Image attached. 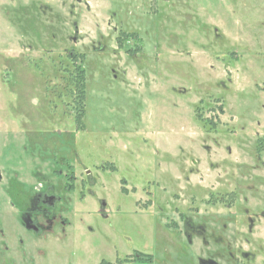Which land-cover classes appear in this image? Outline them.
I'll return each mask as SVG.
<instances>
[{"label":"rangeland","instance_id":"374dc122","mask_svg":"<svg viewBox=\"0 0 264 264\" xmlns=\"http://www.w3.org/2000/svg\"><path fill=\"white\" fill-rule=\"evenodd\" d=\"M148 1L0 0V205L4 237L29 240L20 249L0 243V264H109L132 248L158 263L198 264L196 253L209 248L198 240L176 255L161 214L139 206L144 189H178L184 206L197 189L201 210L207 206L214 212L208 218L228 223L233 242L247 231L244 207L250 214L264 209V0H168L164 10L160 0L151 8ZM99 42L108 48L101 54L92 50ZM83 56L86 125L71 132L81 139L68 157L78 178L95 163L106 172L95 195L72 194L68 238L60 227L33 238L4 190L56 179L64 150L38 119L51 101L67 104L74 121L75 87L65 67L73 70ZM123 179L128 196L117 192ZM216 194H227L230 211ZM100 198L109 218L100 215ZM257 223L254 232L264 235V219ZM162 234L168 239L159 251Z\"/></svg>","mask_w":264,"mask_h":264},{"label":"flooded vegetation","instance_id":"af4514ba","mask_svg":"<svg viewBox=\"0 0 264 264\" xmlns=\"http://www.w3.org/2000/svg\"><path fill=\"white\" fill-rule=\"evenodd\" d=\"M77 1L81 2V0ZM152 1L153 0H149L147 2L150 5V8L152 5L157 6L158 4L156 2L157 0ZM160 1L162 7L159 10L166 9L168 0ZM40 5L41 7L43 6L42 3H40ZM144 5H146V3H144ZM33 8L32 11H35L36 8ZM43 8L48 10L51 9L47 7V5L43 6ZM105 47L108 49L105 43L99 42V46L92 45V50L95 53L101 54L103 49L104 51L106 50ZM128 53L137 56V53H135L134 50H128ZM77 55L78 54L73 51L67 54L68 58H72L73 60L78 58ZM84 60H86L85 56L81 58V63L79 65L74 66L73 70L71 69L70 64H67L65 67V71H68L70 74L69 83L75 87V90L72 92L73 94H76L75 99L77 102L73 104L75 111L73 114L74 121L77 123L75 129L72 128L74 121L71 122V120L67 118V104L62 105L60 103L49 101L46 104V108L43 109V118L41 120L38 119L39 126H41L42 123H46L47 126L50 127L48 129V132L51 133L50 137L52 138L50 142L55 139L56 143L59 144L58 148L62 146L64 150V153L61 152V160H57L56 158V162L63 166L53 168V173L55 174L54 178L56 179L54 182H51L45 178V184H39L37 187L25 191L21 188H16L10 195L8 194V189L4 190L11 207L15 209L17 216L15 214L14 216L20 218L21 225L27 232L34 234L33 238L42 234H51L57 227H60L61 231L65 232V234L67 233L68 238L69 228L71 227L72 222L69 220L67 213L70 211L68 204L71 202L72 194L79 192L84 199L85 194L83 190L85 189L90 193V196L95 195L93 187L100 183L103 178L102 174L106 172L104 164L95 163L92 167L80 168L79 174L81 178H78L75 175L76 168L72 166L68 157V154L71 151V143H77L80 138L79 136L76 141V136L71 132L83 130L86 125L87 105L84 103L87 96V68L82 65ZM81 76L82 79H80V82L83 83L85 88L79 93L77 83ZM59 109L62 111L61 113L57 112ZM71 171L74 173L73 176ZM1 180L4 179H2L0 172V182ZM196 185L199 186L198 183ZM203 187L207 186L204 185ZM176 190L178 189H167L164 187L162 190H159L158 193L152 194L144 189L146 200H143L142 204L139 205L142 208L144 207L143 209L155 218L158 217L157 215L161 214L164 219L163 228L169 229V236L176 238L174 244L169 243L170 246L177 251L176 255H179L180 252L183 255L184 245H186L188 249H195L194 246L199 240L201 244L209 248V253L205 256L196 253L198 264H264V257L262 256L264 245L260 240L264 238V235L259 231L254 232V229L258 228L260 224L257 222L264 219V209H261L257 213L250 214L249 211L251 210L249 207H244V212L247 214L248 221L247 231L242 232L245 233V235H242L238 241L233 242L231 240V234L227 231L228 223L223 222L221 225L215 217H213L214 219L212 217L208 218L207 213L214 214V212L208 211L207 206L201 210L199 204L196 202V195L198 194L197 189H195L196 193L192 194L193 198L191 199L190 204H186V206L181 202L183 200L180 198L181 196ZM168 191H173L171 199H166V197H168L166 194ZM117 192L120 196L129 195L131 189L127 179H123L121 187ZM163 196V201H160V197ZM216 196V200L218 202H224L225 208L230 211L232 204L227 197V194H216ZM215 201L212 204H215ZM99 203L100 215L103 218H109L108 212L110 207L107 199L100 198ZM205 203L209 204L211 202L206 201ZM61 204H64V208ZM63 213L66 215H63ZM16 217L14 219L18 221ZM24 220H26L28 225H32L33 227L29 228ZM5 228V218L3 217V211L0 205V243H2L6 249H10V245H16L17 249L27 245L29 240H26L21 235H16L15 241L13 242L10 237H4V234L6 235ZM252 236L259 239L257 244L255 243V240L251 239ZM160 237L161 240L159 236L158 238L156 237L158 240L156 248L159 251H162L163 244L165 243L162 241L163 239L166 241L167 235L163 236L162 234ZM171 252L174 251L172 250ZM192 254L194 255L195 253ZM138 260L152 264H170V261L169 263L163 261L158 263L153 254L142 252L140 249L136 248H132L124 255L118 252L116 261L107 262L109 264H130ZM176 263L178 264V262Z\"/></svg>","mask_w":264,"mask_h":264},{"label":"water","instance_id":"95a60500","mask_svg":"<svg viewBox=\"0 0 264 264\" xmlns=\"http://www.w3.org/2000/svg\"><path fill=\"white\" fill-rule=\"evenodd\" d=\"M78 34H79V28H78V26H77V23H74V35L72 36V39H73L74 41L77 40ZM24 221H25V223L27 224V226H28L29 228H32V227H33L32 225H28V223L26 222V220H24Z\"/></svg>","mask_w":264,"mask_h":264},{"label":"trees","instance_id":"16d2710c","mask_svg":"<svg viewBox=\"0 0 264 264\" xmlns=\"http://www.w3.org/2000/svg\"><path fill=\"white\" fill-rule=\"evenodd\" d=\"M120 41H122V40L120 39ZM80 79H82V76L79 78L78 83H77V86L79 88V91H78L79 93L82 91V89L85 88V86L83 85V83L80 82Z\"/></svg>","mask_w":264,"mask_h":264}]
</instances>
